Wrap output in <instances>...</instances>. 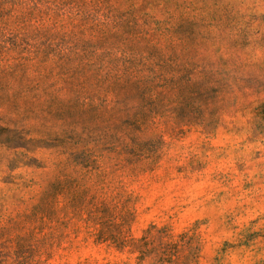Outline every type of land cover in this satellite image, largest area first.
<instances>
[{"label": "rangeland", "instance_id": "rangeland-1", "mask_svg": "<svg viewBox=\"0 0 264 264\" xmlns=\"http://www.w3.org/2000/svg\"><path fill=\"white\" fill-rule=\"evenodd\" d=\"M0 264H264V0H0Z\"/></svg>", "mask_w": 264, "mask_h": 264}]
</instances>
